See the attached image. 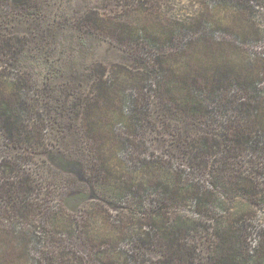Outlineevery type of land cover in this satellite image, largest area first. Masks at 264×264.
Wrapping results in <instances>:
<instances>
[{
  "label": "rangeland",
  "instance_id": "374dc122",
  "mask_svg": "<svg viewBox=\"0 0 264 264\" xmlns=\"http://www.w3.org/2000/svg\"><path fill=\"white\" fill-rule=\"evenodd\" d=\"M223 1L33 0L19 8L0 0V96L21 104L31 132H43L41 144L25 150L0 131V264H159L156 226L165 218L168 225L195 224L180 239L193 264H217L227 244L243 257L264 256V127L241 118L246 139L231 152L222 144L207 155L194 144L202 135L222 142L240 118L233 103L249 93L236 100L235 88L229 96L219 93L200 116L169 109L159 90L160 50L145 39H126L119 29L161 33L173 22L194 26L203 16L215 25V42L241 31L238 48L228 43L220 59L257 76L262 94L264 0L238 16ZM197 34L186 29L181 38ZM204 42L196 52H205ZM171 47L177 52L179 46ZM176 57L170 59L179 69L185 63ZM97 87L111 99L97 110L104 131L93 142L83 117ZM261 104L264 124V99ZM94 151L113 176L104 170L92 179ZM9 163L21 168L9 170ZM170 167L181 181L159 207L153 200L164 186L156 183ZM23 177L31 183H24L26 194L14 191L15 203H3L1 185ZM227 229L234 237L228 243L221 239Z\"/></svg>",
  "mask_w": 264,
  "mask_h": 264
},
{
  "label": "trees",
  "instance_id": "16d2710c",
  "mask_svg": "<svg viewBox=\"0 0 264 264\" xmlns=\"http://www.w3.org/2000/svg\"><path fill=\"white\" fill-rule=\"evenodd\" d=\"M11 1L13 5L18 6L19 8H25L27 5H30L33 0ZM254 1L256 0H224L223 4H231L233 10H237L234 11V13L236 16H238L242 9L248 10L249 7L251 8ZM219 4L220 3H217L216 5L219 6ZM206 21L208 20L202 16L199 17L197 24L194 23V26L173 22L172 25L169 24V26H166L161 31V33H158L156 30H149L148 28H136L135 26V29L130 27L125 28L122 26H120L119 29L120 34L123 32L122 35L126 37V39L128 38L134 41L145 39V41H147L149 44L160 50L157 58L158 66L162 71L159 90L162 92L161 96L163 97L164 102L168 104L169 109L174 110L177 108V110L184 111L186 114L200 116L206 112H210L209 108L205 106V103L218 97L219 93L220 95L229 96L231 94V90L235 88L237 89V92L234 94V100H236V97L239 93H249V95H247L248 98H246V101L241 100V102H238L237 104H234L235 102L233 103L234 106L232 109L234 110V113L240 115V118L233 120L235 123L228 127L231 129V131L227 130V132H225V138L222 142L213 141V139L207 135H202L194 141L195 148L198 151L210 155L213 153L210 152L212 149L223 148L221 146L222 144L227 146L225 148L228 150L227 152H231L230 148L235 145L242 146L244 144V139H246L244 136L246 135L243 134V130H240L241 125L239 124V121L241 118L246 119L248 124L254 123V125L264 127V124L259 121L258 117L263 111L260 110V108L264 99V93H259L254 85L255 78L257 76L250 78V75H247L248 70L246 72L245 69H243V71L240 69L238 70L235 65L229 62L228 59H223V61L220 59L224 58V55L228 53L226 52L228 49V47H226L227 44H234V47L237 49L238 47L236 44H238V39H240L245 34L241 31H236L233 32L232 40L220 39V42H215V39L212 35V30L214 29L215 25ZM186 29L191 32H198V34L188 37L185 40L184 36L181 38V34L182 32L186 31ZM118 36L119 38L121 37L120 35ZM203 41H206L204 43H207L205 52H196L198 49L197 46L203 43ZM175 42L179 46L176 48L177 52H173L172 50L174 48L172 47V49L167 51L168 46L174 45ZM173 55H178L179 57L176 58L185 63V65L179 66L180 70L176 69L173 65L175 64V59H170V57ZM207 61H214L215 64L204 65ZM195 62H198L200 65L204 66L195 69L193 67ZM245 62L249 64L250 61ZM20 87L21 85H19V89ZM107 93L108 94H106V90H104V88L97 87V93H95V97H93L86 104V110L84 113L85 116L83 117L85 131L90 136V141L93 142H100V138L103 137L104 118H99V112L97 110L102 107L101 104H104L105 106L108 105L111 97L108 91ZM26 105L28 106V104ZM204 108H206L207 111H205ZM220 109L223 110V105L221 104ZM226 109H229V106H227ZM95 113L97 116L93 117ZM24 114L25 111L23 110V107H21L20 103H15L14 100L8 101L7 98H2V96H0V131L13 146L15 142L19 146H24V149L26 150L30 149L34 145L37 146L41 144L43 132L39 131V133L36 134L31 132V130L28 129L26 123L27 117H24ZM199 119L200 120H198V122H202V119ZM144 125L145 123L141 124V126ZM18 142L20 144H18ZM101 146L102 144L100 143V149ZM117 155H120V153L118 152ZM92 157H94L91 160L92 179L97 178L96 180H98V177L102 176L104 170L105 177L110 175L113 176L114 172L108 168L109 166L107 165V161L105 160L103 154H101L99 157L94 151L92 152ZM15 162L17 161L15 160ZM15 166L10 165L9 170H13ZM16 167V170L21 168L20 165ZM176 174L178 173H175L171 167L167 171L161 172L162 177L156 184L160 185L161 187L164 186V191H160L158 197L153 200L155 204H160L158 205L159 207H163L164 201H166L168 199V195H170L169 193L173 191L175 192L173 187L176 186L177 182L181 181L178 180ZM87 176L91 181L92 179H90L88 172ZM28 181L29 179L27 177H23L17 181L10 180L3 183V185H1V193L2 196H4L2 197L3 203H15V197L13 194L14 191L25 190V195L27 189L25 184L28 185V183H30ZM103 186L105 187V184H103ZM23 187H26V189ZM29 188L31 189L32 187ZM197 201L200 202V199L197 198ZM194 226L195 224L193 223L185 225L178 221H174L168 225L166 218L161 220V223L156 226V232H159V236L155 241L158 243L161 252L159 264H193L190 259L189 247H185V244L181 243L180 239L186 230H189ZM228 229L230 230V228ZM228 229L221 232V239L227 243L230 241V238L234 240L233 235H230V233H232V229L230 232ZM11 232L17 235V237H22V235H24V231L20 229L13 228L11 229ZM5 248L6 247H4L3 252H5ZM263 257L264 256H261L258 261H256L257 258L255 259L249 256L243 257V255L239 254L237 248L227 244L225 250L223 249L221 253L218 254L219 261L217 264H264Z\"/></svg>",
  "mask_w": 264,
  "mask_h": 264
}]
</instances>
